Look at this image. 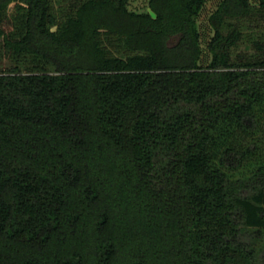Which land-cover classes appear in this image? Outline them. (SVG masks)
<instances>
[{
	"label": "trees",
	"instance_id": "trees-1",
	"mask_svg": "<svg viewBox=\"0 0 264 264\" xmlns=\"http://www.w3.org/2000/svg\"><path fill=\"white\" fill-rule=\"evenodd\" d=\"M130 2L0 0V264H264V0Z\"/></svg>",
	"mask_w": 264,
	"mask_h": 264
},
{
	"label": "rangeland",
	"instance_id": "rangeland-1",
	"mask_svg": "<svg viewBox=\"0 0 264 264\" xmlns=\"http://www.w3.org/2000/svg\"><path fill=\"white\" fill-rule=\"evenodd\" d=\"M220 0H206L203 8L199 12L198 19H197V25L198 30L200 33V46H201V57L199 63L202 65H205L210 60V54L207 49L208 41L210 39V36L212 34V29L208 22L209 15L214 11L217 4ZM251 3H256V0H250ZM147 3L148 0H131L130 2V9L133 11H144L147 10ZM58 5L54 4L55 10H57ZM238 53L246 54L248 56L253 54L252 49L250 46H247V44H241L238 48Z\"/></svg>",
	"mask_w": 264,
	"mask_h": 264
}]
</instances>
